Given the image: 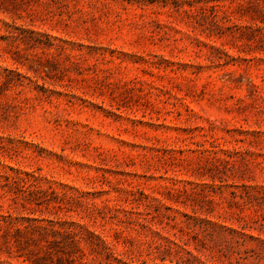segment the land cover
Instances as JSON below:
<instances>
[{
    "label": "rangeland",
    "instance_id": "obj_1",
    "mask_svg": "<svg viewBox=\"0 0 264 264\" xmlns=\"http://www.w3.org/2000/svg\"><path fill=\"white\" fill-rule=\"evenodd\" d=\"M0 264H264V0H0Z\"/></svg>",
    "mask_w": 264,
    "mask_h": 264
}]
</instances>
